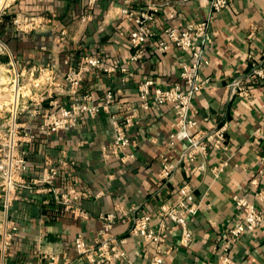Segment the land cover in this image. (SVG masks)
Wrapping results in <instances>:
<instances>
[{"label": "crops", "instance_id": "0c3cea01", "mask_svg": "<svg viewBox=\"0 0 264 264\" xmlns=\"http://www.w3.org/2000/svg\"><path fill=\"white\" fill-rule=\"evenodd\" d=\"M130 1L137 5L154 0H18L0 22V39L26 81H31L32 68L46 66H52L61 81L68 66L66 59L78 63L84 53L101 57L106 65L128 66L133 75L126 81L121 72L108 75L96 69L86 74L77 95L63 93L59 97L62 103L80 101L85 95L96 101L109 90L118 92L112 109L122 116L133 114L135 124L127 131L138 144L133 160L124 158L130 149L112 154L109 147L114 130L106 113L83 115L71 130L40 134L34 141L23 143L29 165L26 181L38 177L48 163L58 166L57 183L83 192L78 203L87 217H74L51 194L38 192L39 185L29 183L31 187L19 190L11 210L19 229L9 264H50L49 255L56 256L55 264H87L77 254L74 240L82 233L92 242L102 226L101 214L118 211L131 217L155 215L161 203L176 198L185 182L196 185L204 208L189 219L191 244L166 253L163 264H216L226 228L240 221L235 195L247 198L264 212V138L256 133L264 120V82L249 77L264 56V0H228L227 7L215 15L206 43L210 64L201 70L210 82L191 104L198 120L195 131L228 123L229 150L210 146L207 158L181 163L173 180L166 184L159 178L161 157L172 150L169 136L176 115L171 104H154L144 110L139 103V85L145 79H153L161 87L183 83L180 69L189 54L175 46L162 52L158 43L166 39L165 26L184 29L190 22L206 18L210 8L200 0H171L176 17L169 19V7L162 8L154 26L156 36L147 44L144 55L133 60L129 39L133 24L121 12ZM33 16H46L50 22L37 31L14 26L17 17ZM7 17L11 22L7 23ZM235 79L249 87L248 96L232 94L227 85ZM31 125L36 128L39 121ZM185 147V142L178 141L174 155ZM222 162L226 167L216 176L213 167ZM202 163L204 169L199 168ZM166 223L165 250L181 236L180 227L170 220ZM157 224L156 220L155 227ZM130 226L131 222L117 224L113 242L127 252L129 264H152L151 245L131 236ZM231 256L239 264H264V222L257 231L240 237L232 246Z\"/></svg>", "mask_w": 264, "mask_h": 264}, {"label": "built area", "instance_id": "2783aa9c", "mask_svg": "<svg viewBox=\"0 0 264 264\" xmlns=\"http://www.w3.org/2000/svg\"><path fill=\"white\" fill-rule=\"evenodd\" d=\"M18 0H2L0 8V22L6 11ZM210 8L209 15L201 20L192 21L184 29L173 25L165 26L163 32L166 39L159 41L158 49L168 51L171 46L189 54L180 69L183 83L172 86H157L153 79H145L139 85V103L144 110L152 105L171 104L176 115L174 131L170 133L169 144L171 151L162 155L160 180L166 184L173 180L176 170L181 163L196 161L199 157L207 158L208 149L213 146L219 151L227 152L228 123L223 122L207 131H195L198 127L196 114L191 111V104L198 92L208 87L209 78L202 76L201 70L210 64L206 43L210 39V26L216 14L224 10L228 0H200ZM171 0H154L145 4L128 2L122 7V14L133 24L130 30V44L134 48L133 60L140 59L145 52L147 44L156 36L154 29L158 12L169 7L168 17H176L177 11L171 6ZM50 22L46 16H33L27 19H14V26L18 30L37 31L43 29ZM1 47L6 44L0 39ZM14 70V77L5 83L0 82V98L16 99L11 109V121L6 126H0V212L2 216V229L0 231V264H9L10 253L14 244L19 224L11 210L14 202L19 198V190L30 184L38 186V192L51 194L57 204L62 205L74 217H87L78 201L83 192L69 186L65 188L57 183L59 167L48 163L38 177L26 181L25 174L29 165L27 151L22 148L19 139L15 138L16 130L25 131V142L34 141L40 134L52 135L60 131H68L76 127L83 115L95 117L101 113L109 115L114 130V140L109 147L112 154L118 155L127 149L124 158H136L137 142L128 134V128L135 124L133 114L120 115L112 107L117 102V93L109 90L103 99L93 100L90 95H85L80 101L62 103L60 95H77L82 87L86 74L99 69L111 75L121 72L123 80L130 79L133 73L128 66L114 63L105 64L104 60L90 53H84L78 63L72 58L66 59L68 65L61 81L56 77L52 66L32 68L31 81H26L23 71H20L15 61L10 63ZM37 73V74H36ZM252 80L264 82V56L257 62L249 73ZM29 82V83H28ZM232 94L242 97L249 95V87L240 79H235L227 85ZM22 90L23 102L19 110ZM4 99V98H3ZM21 102V103H22ZM9 103V104H12ZM0 105V111H3ZM18 111L22 112L23 119L18 122ZM20 117V116H19ZM39 121L35 128L31 123ZM6 130V131H5ZM5 131V133H4ZM195 131V132H194ZM256 133L264 138V120ZM21 141V140H20ZM185 142L186 147L174 155L177 142ZM264 165V156L262 158ZM222 162L213 167L216 176H219L226 167ZM204 163L199 168L204 169ZM30 183V184H29ZM31 187V185H30ZM197 187L191 182H185L178 188L176 198L160 204L155 215L151 213L137 214L133 217L126 212L111 211L100 215L102 226L97 237L88 242L84 234L79 233L74 240L77 254L83 257L87 264H129V256L125 250L113 242V230L119 223L131 222L130 235L140 237L150 244L153 249L152 264H163L165 254L180 247H188L193 240V232L189 228V219L204 208L203 200L196 194ZM234 200L240 210V221L226 228V240L218 256L216 264H239L232 256V246L247 232H255L264 222V212L247 198L235 195ZM47 203L51 200L46 199ZM158 221L155 227L154 222ZM170 220L181 228V236L175 245L164 249L165 230L167 221ZM50 264H55L56 256L49 255Z\"/></svg>", "mask_w": 264, "mask_h": 264}, {"label": "rangeland", "instance_id": "374dc122", "mask_svg": "<svg viewBox=\"0 0 264 264\" xmlns=\"http://www.w3.org/2000/svg\"><path fill=\"white\" fill-rule=\"evenodd\" d=\"M1 2H2V0H0V8H1ZM10 59H11V57H10V54L7 51L6 47H1V45H0V82L4 83L3 86H6L7 83H5V82H7L11 79L10 78L11 73L14 74V70L10 66L11 65L10 63L12 62V61H10ZM21 99H22V90H21L20 98H18V101H20V106L18 107L19 110L23 106V102L21 101ZM13 101L15 104L16 99H13L12 97L8 98V99L6 97L0 98V105H3V107H4L3 111H0V126H2V127L6 126L7 122L11 121V117H12L11 109L13 108L12 107ZM9 103H12V104H9ZM21 113H23V111L22 112L18 111V122L23 119V115H21ZM5 131H4V133H5ZM25 137H26V135H25L24 130H22V129L16 130L15 138L17 140L20 138L19 143L21 144V146L23 143H26L25 141H23V139Z\"/></svg>", "mask_w": 264, "mask_h": 264}, {"label": "trees", "instance_id": "16d2710c", "mask_svg": "<svg viewBox=\"0 0 264 264\" xmlns=\"http://www.w3.org/2000/svg\"><path fill=\"white\" fill-rule=\"evenodd\" d=\"M10 20H11L10 18H8V17L6 18L7 23L11 22Z\"/></svg>", "mask_w": 264, "mask_h": 264}]
</instances>
